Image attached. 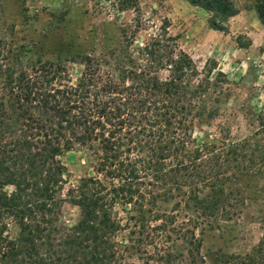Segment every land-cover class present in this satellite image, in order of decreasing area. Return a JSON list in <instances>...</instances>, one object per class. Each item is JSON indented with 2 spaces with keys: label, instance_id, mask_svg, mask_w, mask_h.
<instances>
[{
  "label": "trees",
  "instance_id": "obj_1",
  "mask_svg": "<svg viewBox=\"0 0 264 264\" xmlns=\"http://www.w3.org/2000/svg\"><path fill=\"white\" fill-rule=\"evenodd\" d=\"M184 1L207 13L209 29L222 33L239 11L237 0ZM252 1L244 8L264 27V0ZM134 5L135 0H119L118 11ZM136 53L143 66L130 60L114 73L101 70L98 59L73 58L82 65L74 81L59 62L7 76V98L0 100V264H121L118 207L154 202V190L221 193L220 182L231 172L264 163V144L254 145L247 160L248 140L226 142V130L219 129L218 139H193L194 126L217 116L212 104L218 95L208 96L214 85L210 72L197 71L166 28H158ZM159 70L167 74L161 80ZM74 145L93 151L92 174L61 194L67 171L60 157ZM63 203L77 209L70 226L61 222ZM200 210L199 218L215 217V208ZM172 219L157 218L160 224L146 234L152 247L147 257L156 264H185L182 253L157 246L160 239L181 241L189 258L197 254L192 230L169 226ZM187 221L193 227L204 223ZM261 252L245 259L222 254L215 264H264ZM193 259L203 264L199 255Z\"/></svg>",
  "mask_w": 264,
  "mask_h": 264
},
{
  "label": "rangeland",
  "instance_id": "obj_2",
  "mask_svg": "<svg viewBox=\"0 0 264 264\" xmlns=\"http://www.w3.org/2000/svg\"><path fill=\"white\" fill-rule=\"evenodd\" d=\"M252 2L237 0L240 11ZM118 10L119 0H0V100L7 98L10 73L13 78L19 70L31 73L32 66L59 62L74 81L82 69L77 59L85 56L98 59L101 70L114 73V68L136 62L137 48L158 28H166L197 71L210 72L208 81L214 85L208 96L218 95L212 104L217 116L194 126L193 139L199 142L207 135L218 139L219 129L226 130V142L248 140L251 148L245 149V156L251 159L248 155L253 146L264 144V125H259L264 118V28L250 26L256 22L255 12L245 13L244 23L248 21L250 28H228L227 19L222 33L209 29L208 14L184 0H135L133 8ZM155 75L161 80L167 74L159 70ZM91 151L74 145L60 157L67 171L61 194L77 178L92 174ZM253 155L260 157L254 151ZM220 183L221 193L190 188L154 190L158 193L154 202H145L141 208L118 207L117 217L124 226L118 236L124 246L121 264H156L147 257L152 247L146 245V234L151 226L160 224L157 218L162 216L173 218L168 224L173 228L192 230L198 249L193 258L199 255L203 264H215L222 254L239 259L260 257L258 248L264 256V163L258 162L249 172H231ZM213 201L217 203L210 207ZM205 206L215 208L213 219L199 218L200 208ZM60 218L64 225H72L77 209L63 203ZM192 218L197 224L204 223L193 227L187 221ZM156 244L162 250L166 247L182 253L185 264H198L185 256L181 241L160 239Z\"/></svg>",
  "mask_w": 264,
  "mask_h": 264
},
{
  "label": "crops",
  "instance_id": "obj_3",
  "mask_svg": "<svg viewBox=\"0 0 264 264\" xmlns=\"http://www.w3.org/2000/svg\"><path fill=\"white\" fill-rule=\"evenodd\" d=\"M244 8V11H238V13L229 18L227 21V24H229L228 28H250V26H252L253 28H264L262 27L259 22L257 21V19H255L256 22H253L252 24H250V26L248 25V21L244 23V19L245 21L247 20V16H245V13L249 14L250 12H252L251 10H247Z\"/></svg>",
  "mask_w": 264,
  "mask_h": 264
}]
</instances>
